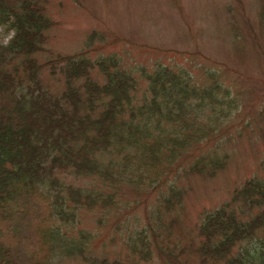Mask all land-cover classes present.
<instances>
[{
	"label": "trees",
	"instance_id": "1",
	"mask_svg": "<svg viewBox=\"0 0 264 264\" xmlns=\"http://www.w3.org/2000/svg\"><path fill=\"white\" fill-rule=\"evenodd\" d=\"M256 8L264 44V0ZM52 24L41 0H0L9 36L0 38V264H183L186 251L196 264H264V177L247 178L203 214L195 244L168 241L181 180L225 169L228 123L255 90L233 88L222 66L202 67L197 79L194 66L140 62L128 51L90 59L105 40L96 32L81 51L38 62ZM229 28L243 62L245 37L234 18ZM49 79L61 88L52 91ZM33 203L41 212L36 249L22 259L8 238ZM84 210L98 214L99 229L78 226ZM105 227L122 258L95 254Z\"/></svg>",
	"mask_w": 264,
	"mask_h": 264
},
{
	"label": "rangeland",
	"instance_id": "2",
	"mask_svg": "<svg viewBox=\"0 0 264 264\" xmlns=\"http://www.w3.org/2000/svg\"><path fill=\"white\" fill-rule=\"evenodd\" d=\"M41 3L53 24L45 31L42 49L34 55L38 62L81 51L88 35L96 32L105 40L103 48L92 52L90 59L110 53L124 56L128 51L127 57L140 62L159 59L194 66L197 79L201 78L202 67L222 66L233 88L242 92L246 88L255 90L248 102L242 100L240 113L228 123L230 159L225 169L212 178L193 176L180 182L183 201L172 213L171 218L177 221L169 230L168 241L178 248L195 244L196 228L203 214L227 202L247 178L264 177V54L261 55L264 48L254 47L258 43L264 46L256 20L258 0H41ZM232 18L245 37L243 62L235 56L241 40L239 43L231 36ZM253 29L259 40L248 33ZM0 38L7 42L9 36L0 29ZM99 44L95 41L92 46ZM195 51L201 53L200 57L191 55ZM48 83L52 91L61 88L55 79H49ZM31 206L30 214L17 220V233L8 238L17 241L16 252L22 259H29L36 249L35 225L41 212L36 203ZM137 213L141 216L142 209ZM97 215L95 211H81L82 222L78 226L99 229ZM110 231L107 227L100 228L94 252L109 260L122 258L119 240L111 241ZM179 258L183 264L197 261L191 251ZM64 264L84 263L76 259Z\"/></svg>",
	"mask_w": 264,
	"mask_h": 264
}]
</instances>
